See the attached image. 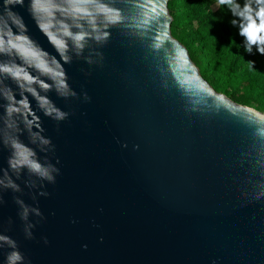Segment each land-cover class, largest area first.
<instances>
[{
    "label": "water",
    "instance_id": "1",
    "mask_svg": "<svg viewBox=\"0 0 264 264\" xmlns=\"http://www.w3.org/2000/svg\"><path fill=\"white\" fill-rule=\"evenodd\" d=\"M171 21L168 0H0V235L23 264H264V112Z\"/></svg>",
    "mask_w": 264,
    "mask_h": 264
},
{
    "label": "trees",
    "instance_id": "2",
    "mask_svg": "<svg viewBox=\"0 0 264 264\" xmlns=\"http://www.w3.org/2000/svg\"><path fill=\"white\" fill-rule=\"evenodd\" d=\"M245 4L251 8L246 15L258 26L257 11L264 7L258 0H233L232 5L218 0H168L171 34L187 48L202 77L217 92L240 104H255L264 112V55L257 51L264 44H251L240 35V29L250 23L240 15Z\"/></svg>",
    "mask_w": 264,
    "mask_h": 264
},
{
    "label": "clouds",
    "instance_id": "3",
    "mask_svg": "<svg viewBox=\"0 0 264 264\" xmlns=\"http://www.w3.org/2000/svg\"><path fill=\"white\" fill-rule=\"evenodd\" d=\"M15 2L19 3V4H23V0H15ZM83 2H90V0H83ZM218 3L223 5V4H229L232 5L233 4V0H218ZM258 3L264 4V0H258ZM238 7V6H236ZM77 12H79V9H76ZM251 8L249 4H245L244 6V11L240 13L241 16H245L247 13H250ZM106 12V8L101 5L98 8V14L103 15ZM237 13L235 11H233V15H236ZM85 15H91V13H85ZM257 15L260 19V23L257 26V24L253 21L252 16L246 15V18L250 21V23L247 24L246 27H243L240 29V35L241 36H245L246 39L248 40L249 43L251 44H256L258 41L261 44H264V36H258V33H264V7H261L258 11H257ZM93 23L95 24V21L93 20ZM232 23L235 25L236 21H232ZM254 26V28H253ZM255 32V36L253 37V35L251 34L252 32ZM70 35V33H69ZM75 39L77 41L83 40L84 36L82 34H78L75 36ZM96 39H100L99 36L96 37ZM0 44H2V41H0ZM12 47H16V45H12ZM80 47H83V45H80ZM246 51L251 52V48L246 46ZM257 51L261 54L264 55V47H258ZM5 71H10V69H3ZM16 75H18V73H16ZM27 78V77H26ZM9 166L12 167L13 166V155H11V157L9 158ZM33 167H38L37 165H33ZM46 178H48L49 180L52 179V176L50 174L46 175ZM10 186L15 187L14 184H11V182L9 183ZM27 209H24V213H23V217L22 218H26L27 217ZM38 214V213H37ZM28 235L30 236L31 233H28ZM0 241H4V245L9 246L11 249H13L11 252L8 253L7 257H6V264H17V262H19V264H23L24 261V257L23 255L17 250V244L15 241H13L10 237L5 236V235H0ZM3 245V246H4Z\"/></svg>",
    "mask_w": 264,
    "mask_h": 264
},
{
    "label": "rangeland",
    "instance_id": "4",
    "mask_svg": "<svg viewBox=\"0 0 264 264\" xmlns=\"http://www.w3.org/2000/svg\"><path fill=\"white\" fill-rule=\"evenodd\" d=\"M214 7H215V5H214ZM250 107H253V108H255V104H252ZM256 109V108H255Z\"/></svg>",
    "mask_w": 264,
    "mask_h": 264
},
{
    "label": "snow or ice",
    "instance_id": "5",
    "mask_svg": "<svg viewBox=\"0 0 264 264\" xmlns=\"http://www.w3.org/2000/svg\"><path fill=\"white\" fill-rule=\"evenodd\" d=\"M253 28H254V26H253ZM251 34L253 35V37L255 36V32L254 31Z\"/></svg>",
    "mask_w": 264,
    "mask_h": 264
}]
</instances>
